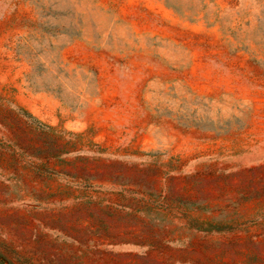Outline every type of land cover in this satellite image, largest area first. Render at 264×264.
<instances>
[{
    "label": "rangeland",
    "instance_id": "obj_1",
    "mask_svg": "<svg viewBox=\"0 0 264 264\" xmlns=\"http://www.w3.org/2000/svg\"><path fill=\"white\" fill-rule=\"evenodd\" d=\"M0 264H264V0H0Z\"/></svg>",
    "mask_w": 264,
    "mask_h": 264
}]
</instances>
